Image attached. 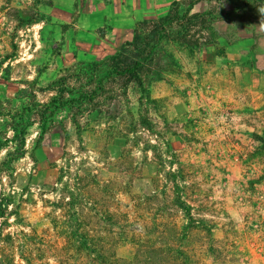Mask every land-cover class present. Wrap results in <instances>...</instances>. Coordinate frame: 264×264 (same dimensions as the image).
<instances>
[{
	"label": "rangeland",
	"instance_id": "rangeland-1",
	"mask_svg": "<svg viewBox=\"0 0 264 264\" xmlns=\"http://www.w3.org/2000/svg\"><path fill=\"white\" fill-rule=\"evenodd\" d=\"M189 1L0 105V264H264V17ZM36 15L0 0V90Z\"/></svg>",
	"mask_w": 264,
	"mask_h": 264
},
{
	"label": "crops",
	"instance_id": "crops-1",
	"mask_svg": "<svg viewBox=\"0 0 264 264\" xmlns=\"http://www.w3.org/2000/svg\"><path fill=\"white\" fill-rule=\"evenodd\" d=\"M183 1L31 0L37 15L25 31L33 39L23 51L26 55L16 61L14 77L0 90L3 93V87H15L14 96L0 97V105L15 98L17 108H25L29 99L40 94L51 96L54 91L49 88L67 69L88 56L115 49L143 23L166 16ZM211 4L210 0H199L191 12H204Z\"/></svg>",
	"mask_w": 264,
	"mask_h": 264
},
{
	"label": "trees",
	"instance_id": "trees-1",
	"mask_svg": "<svg viewBox=\"0 0 264 264\" xmlns=\"http://www.w3.org/2000/svg\"><path fill=\"white\" fill-rule=\"evenodd\" d=\"M211 3H219L223 0H210ZM245 1V0H243ZM199 2V0L191 2L188 5V9L183 17L188 16V13L191 12L193 6L195 3ZM250 2V3H249ZM248 9L251 12V17L256 19V18H262L264 17V0H248ZM212 11L208 10L203 13H194L191 18L192 19H199L202 24L205 23H213V18H212ZM144 24V23H143ZM149 58L144 57L140 58L138 61L131 63L130 65H126L122 68H118L115 70V74L120 76V77H125L128 78L129 80H136L139 78V71L142 68V63L146 62ZM5 213V210L3 211ZM5 216V215H3ZM1 217V216H0Z\"/></svg>",
	"mask_w": 264,
	"mask_h": 264
}]
</instances>
